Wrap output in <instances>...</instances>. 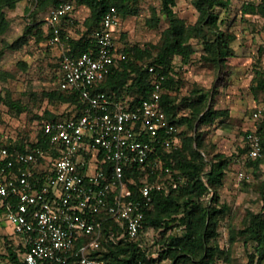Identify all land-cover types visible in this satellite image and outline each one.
<instances>
[{"label":"built area","instance_id":"built-area-1","mask_svg":"<svg viewBox=\"0 0 264 264\" xmlns=\"http://www.w3.org/2000/svg\"><path fill=\"white\" fill-rule=\"evenodd\" d=\"M71 12L68 1L47 11L52 34L45 44L58 49L56 86L78 93L85 104L81 115L43 121L41 145L31 150L0 148V162L6 160L0 165V218L25 248L24 264H64L69 258L78 264H109L92 257L102 241L100 218L115 222L122 237L135 240L151 194L175 190L182 180L176 175L165 184L163 177L172 173L156 151L180 143L178 129L160 107L164 76L148 67L152 90L136 105L133 96L98 91L118 57L114 33L119 16L110 7L90 35L95 49L72 56L64 52V41L71 38L65 26L74 22ZM259 113L253 114L255 120ZM245 141L246 157L259 158L257 132L251 130Z\"/></svg>","mask_w":264,"mask_h":264},{"label":"rangeland","instance_id":"rangeland-1","mask_svg":"<svg viewBox=\"0 0 264 264\" xmlns=\"http://www.w3.org/2000/svg\"><path fill=\"white\" fill-rule=\"evenodd\" d=\"M258 1L220 0L221 4L214 8L218 17L217 30L231 37L228 47L232 54L222 63L217 65L205 60L207 55L199 37L187 41L194 49L188 64H181L178 57L172 62L175 83L169 94L179 104L180 116L190 112L185 105L199 94L206 97V110L210 108L225 112L215 115L210 123L187 131V135L199 139V153L205 162L215 163L216 155H221L227 161L222 185L218 189L217 204L218 207L224 206V212L216 217L217 235L215 241L210 242L211 246L223 252L215 255V264H264V255L260 256L256 251L255 242L244 243L239 233L250 215L260 214L264 221V155L255 165L256 162L248 159L243 150L245 132L257 131L260 127L264 131L261 119L255 120L253 117L256 111H260L259 114L264 117V88L257 87L264 78V23L259 16L242 11L244 4H257ZM129 7V15L119 18L114 33L115 47L118 51L131 47L149 51V57L135 60L137 64L145 65L155 55L154 47L160 44L169 22L161 12L160 0H138ZM28 9H33L31 0H21L14 8L6 10L9 29L0 38V140L32 141L46 119L43 117L45 111L61 115L69 109L49 102L44 96L45 92L56 89L58 79V57L51 46L44 41L36 42L35 36H28L25 44L10 48L25 31L30 19ZM173 12L175 18L186 26L193 25L198 15L190 0H175ZM88 14L84 7L73 12L75 21L65 26L71 38L78 37L84 31L82 22ZM154 16L159 22L156 27H150L149 21ZM45 18L46 11L37 12L36 20L44 21L42 30L46 29ZM207 36L212 40L215 35L207 33ZM21 65H25V68ZM7 96L23 107L21 113L4 104L3 98ZM181 129L185 130V127ZM208 169L209 166H204L205 172ZM171 173L172 177H163L165 184L179 176L182 180L178 181L177 188L185 185L186 178L179 175L177 170ZM240 173L244 176L241 177ZM211 197V194L204 195L202 203H209ZM176 225L171 223L172 228L165 232L164 237L161 229L148 232L142 248L146 259L154 261L151 264L172 263L171 259L160 260L159 254L167 236L181 237L184 234V227ZM9 237V231L0 218V264H16L7 256Z\"/></svg>","mask_w":264,"mask_h":264},{"label":"trees","instance_id":"trees-1","mask_svg":"<svg viewBox=\"0 0 264 264\" xmlns=\"http://www.w3.org/2000/svg\"><path fill=\"white\" fill-rule=\"evenodd\" d=\"M21 0H0V38L9 29V21L6 17V10L12 9ZM33 9H28L27 14L30 19L25 27L23 35L18 38L11 46V49L18 48L27 42L28 36H35L36 42L47 41L51 36V28L46 24V29L41 26L44 21H37L38 11H47L51 7L57 6L61 1H68L72 5V14L79 8L84 7L89 14L82 22L84 31L74 38L64 41V52L67 55L78 56L82 53L95 49V44L90 38L91 33L100 27L101 20L105 12L114 7L119 18H125L130 13V4L138 0H31ZM161 12L169 22V26L163 31L161 42L156 48L152 60L145 64H137L135 60H142L145 56L149 57L150 52L140 50L137 47L123 48L120 51L116 48L117 58L110 68V73L104 84L98 91H111L119 98L133 96L135 105L140 99L149 96L152 86L153 75L148 73V67L153 66L156 72L164 76L162 82L163 93L161 95L160 107L165 114L169 124L177 129L185 127L176 132L179 145L170 150L157 146L156 151L161 157L164 166L171 172L177 170L179 175L186 178L185 185H181L176 191H159L151 194V201L148 207L144 208L143 228L135 240L122 237L119 226L103 216L100 218L103 225L102 241L99 249L92 253V257L101 258L109 264H151L154 261L146 259L142 242L151 230H162L165 232L172 227H184V234L180 237L169 235L163 241V249L160 252V260L171 259V264H215V255L219 252L210 242L215 241L217 235V215L224 212V206L218 207V189L222 185V179L227 161L221 155H216L215 163H207L199 153L200 142L197 137L187 135V131L198 129L200 125L210 123L217 114H225L212 109L206 110V97L199 94L193 101L185 106L190 109L187 115H179V104L175 103L170 96V91L175 83L173 59L178 57L180 63L185 65L191 59L194 49L187 43L192 37L202 39L203 51L208 56L206 61L212 64H220L225 58L230 56L231 50L228 42L231 37L225 36L217 30V14L214 8L221 4L220 0H190L193 8L197 12V19L193 25H184L176 19L173 12L175 0H160ZM244 13L254 14L263 19L264 23V0H259L257 4H244ZM75 21V20H74ZM159 22L157 17H152L149 21L150 27H156ZM46 23V22H45ZM207 33L214 34V39H209ZM63 38V35H62ZM25 68V65H21ZM58 80V79H57ZM258 88H264V78L257 84ZM49 102L64 105L67 108L61 115H54L48 111L44 112V121L55 120L57 118H67L70 116L79 117L85 106L79 99L78 93L55 90L44 93ZM4 104L10 109H14L18 114L23 111V107L11 101L7 96L3 98ZM264 125V117L259 114ZM257 120V119H256ZM250 132H245L246 135ZM260 138L261 155L254 159L253 163L258 164L264 155V131L260 127L257 131ZM37 141L22 139L0 140V148H6L11 153L14 149L20 151L31 150L41 145V134H36ZM243 150L247 152L246 141ZM10 157L7 159L9 160ZM6 160L0 162L3 164ZM204 166H209L208 171H204ZM211 194L209 203H202L204 195ZM264 200V196L262 197ZM264 209V205L262 207ZM181 214L180 217L178 215ZM244 243L255 242L256 251L260 256L264 255V221L260 214L250 215L245 220L244 228L239 231ZM9 237V246L6 248L8 258L16 264H24L22 255L25 248L18 238ZM17 242H16V241ZM51 264H61L52 262ZM64 264H78L75 259L69 258ZM216 264H223L221 262Z\"/></svg>","mask_w":264,"mask_h":264},{"label":"crops","instance_id":"crops-1","mask_svg":"<svg viewBox=\"0 0 264 264\" xmlns=\"http://www.w3.org/2000/svg\"><path fill=\"white\" fill-rule=\"evenodd\" d=\"M55 52L56 54L58 53V49L56 47H51Z\"/></svg>","mask_w":264,"mask_h":264}]
</instances>
